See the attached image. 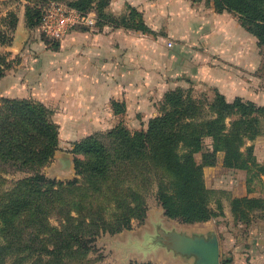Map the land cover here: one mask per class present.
Returning <instances> with one entry per match:
<instances>
[{
	"label": "trees",
	"instance_id": "16d2710c",
	"mask_svg": "<svg viewBox=\"0 0 264 264\" xmlns=\"http://www.w3.org/2000/svg\"><path fill=\"white\" fill-rule=\"evenodd\" d=\"M73 5L88 11L92 0H75ZM214 7L239 14L258 45L264 46V0H214ZM31 9L28 6V18ZM132 13L138 21L129 15L112 21L117 27L148 31L141 12L132 7ZM2 21L0 17V44H11L13 37ZM29 24L36 21L30 18ZM16 26L17 19L12 32ZM9 69L8 55L0 54V79ZM114 105L123 108L120 102ZM53 115V109L35 99L1 98L0 264L85 261L82 253L87 255L100 233L115 234L130 229L134 219L144 221L147 194L155 188L168 216L186 222L210 220L217 212L210 205L212 191L205 184L204 167L216 165L219 153L230 168L248 165L242 147L260 133L264 105L240 96L229 101L218 90L210 101L181 87L170 90L160 114L146 127L132 130L121 122L106 133L76 141L73 150L84 158L75 159L77 176L68 181L50 179L41 171L59 145L60 126ZM207 137L212 138L211 148L205 147ZM198 152H203L202 162L196 160ZM10 169L31 174L6 188ZM243 201L255 209L244 197L235 199V210Z\"/></svg>",
	"mask_w": 264,
	"mask_h": 264
},
{
	"label": "crops",
	"instance_id": "0c3cea01",
	"mask_svg": "<svg viewBox=\"0 0 264 264\" xmlns=\"http://www.w3.org/2000/svg\"><path fill=\"white\" fill-rule=\"evenodd\" d=\"M129 2L146 14L144 0ZM117 4L123 8L127 1ZM151 4L156 18L160 3ZM169 11L171 22L182 21L185 32L180 38L169 35L156 40L154 36L152 45L147 43L145 31L119 27L104 34L69 31L61 37L62 48L31 51L23 49L24 19L19 20L13 45H0V50L12 51V59L22 57L21 63L0 79V103L2 97L31 98L54 111L60 139L52 165L73 161L68 159L73 155V142L88 135L108 131L121 122L130 129L146 127L160 114L165 94L180 86L192 84L209 92L218 90L229 101L240 96L264 105L258 38L242 24L239 14L217 11L206 3ZM146 22L157 24L156 20ZM114 102L123 108L117 110ZM56 177L63 179L66 174ZM157 250L171 264H188L161 245ZM230 263L264 264L263 245L251 243L249 252L237 255Z\"/></svg>",
	"mask_w": 264,
	"mask_h": 264
},
{
	"label": "rangeland",
	"instance_id": "374dc122",
	"mask_svg": "<svg viewBox=\"0 0 264 264\" xmlns=\"http://www.w3.org/2000/svg\"><path fill=\"white\" fill-rule=\"evenodd\" d=\"M74 1L0 0V17H3L5 20L2 21L4 23L2 28L13 37L11 44L0 45L5 47L13 45L19 20L24 19V25L21 30L22 36L25 39L23 49L28 48L31 51L41 52L43 50H58L62 48L61 38L55 33V29L57 28L51 30L50 27L46 26L44 20L47 9L51 8L54 4L65 6L70 10L69 19L65 25L67 32L79 31L86 34H104L109 32L111 28H119L116 26V23H113V18H121L129 15L133 22L138 21L139 18L135 13L131 14L132 7H136L129 2L130 0H126L127 5L123 8L117 4L122 0H92V8L88 11L79 10L73 5ZM153 1L160 3L156 8L158 9L156 18L153 13V8H149V5H152L151 3ZM104 2L106 6L103 7ZM185 3H187V6H185ZM202 3L214 5V0H144V5L147 6L146 14H144V11L136 9L141 12L144 20L146 16L147 20L145 21H157L156 25H149L146 22L149 27V30L144 32L147 37V43L152 45L153 42L151 40H155L154 36L156 40L169 38V35L180 38L185 32V24L179 20L177 22H171V18L168 17L170 13L169 8L175 12V10L186 9L191 5H199ZM28 6L32 7L29 18L27 16ZM99 11H103L105 15H102V17L99 16ZM80 15H86L89 21L92 19L93 22H79ZM30 18H33L36 24H29ZM15 19H17V26L14 32H12ZM70 46L68 44V48ZM11 52L9 49L0 50V54L8 55L11 68H14L21 63L22 57L16 55L12 59ZM259 52L258 73L259 77L264 81V46H259ZM181 88L187 93L190 92L199 100L207 99L210 101L215 96V91L209 92V90H203L201 87L195 88L192 84ZM259 127L260 133L255 139H247L245 145L242 147L248 159V165L246 167L230 168L226 166L223 162L224 153H219L216 165L204 167L205 184L212 191L210 193V205L217 212V215L213 218L208 221L186 222L180 217L168 216L156 195L155 188L147 194L148 210L144 221L134 219L132 227L122 234L117 235L115 233L116 235H112V233L108 232L100 233L94 239L92 249H90L87 255H85V252L82 253L86 260L77 261L73 264H130L134 261L140 262L143 260H151L150 262L153 264H171L170 259L157 250V246L161 244L156 243L155 239L158 237V228L160 227L166 230L176 229L190 233H201L209 230L216 231L221 242L222 264H231L230 262L233 261L234 257L249 252L251 243L255 244L256 241H259L264 247V201H260L264 200V117L261 118ZM256 141L262 142L257 143ZM75 142H73L71 149L73 155L68 157V159L71 157L73 161H62V165H52L53 157L41 169L43 172L46 168L44 172L46 177L56 181H68L77 176L75 159L77 157L84 158V155L74 152ZM205 147H212L211 137L205 139ZM249 147H252L251 153ZM195 157L198 162H202L203 152L196 153ZM60 173L66 174V177L58 179L56 175ZM30 174L24 170L15 171L10 169L5 174L8 180L6 188H11L16 181L28 177ZM244 197H248L252 201V205L256 206L255 209H251L246 201H243L239 205L238 210H235V207H237L235 199ZM52 222L55 225H59V221L56 218H53ZM133 240L138 241V244L131 245L130 243H133ZM161 246L167 249L164 245ZM170 252L173 255L175 254L173 251ZM228 261L230 262L227 263ZM45 262L50 264L52 261L45 260ZM187 263L191 264V259H188ZM58 264L60 263L58 262ZM174 264L177 263L174 262Z\"/></svg>",
	"mask_w": 264,
	"mask_h": 264
},
{
	"label": "water",
	"instance_id": "95a60500",
	"mask_svg": "<svg viewBox=\"0 0 264 264\" xmlns=\"http://www.w3.org/2000/svg\"><path fill=\"white\" fill-rule=\"evenodd\" d=\"M155 242L187 261L191 259V264H222L221 242L214 230L190 233L160 227Z\"/></svg>",
	"mask_w": 264,
	"mask_h": 264
},
{
	"label": "built area",
	"instance_id": "2783aa9c",
	"mask_svg": "<svg viewBox=\"0 0 264 264\" xmlns=\"http://www.w3.org/2000/svg\"><path fill=\"white\" fill-rule=\"evenodd\" d=\"M70 10L62 5H53L51 8L47 9V14L44 16L46 26L50 29H55V33L60 36V38L67 33L66 31V22L69 19ZM79 22L87 23L93 22L86 15H80Z\"/></svg>",
	"mask_w": 264,
	"mask_h": 264
}]
</instances>
